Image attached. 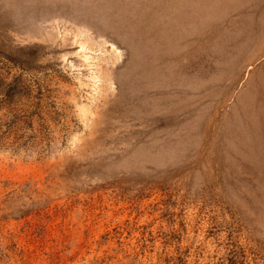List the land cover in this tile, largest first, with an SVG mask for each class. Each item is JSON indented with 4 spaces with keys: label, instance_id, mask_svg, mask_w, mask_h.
Listing matches in <instances>:
<instances>
[{
    "label": "rangeland",
    "instance_id": "1",
    "mask_svg": "<svg viewBox=\"0 0 264 264\" xmlns=\"http://www.w3.org/2000/svg\"><path fill=\"white\" fill-rule=\"evenodd\" d=\"M264 0H0V264H264Z\"/></svg>",
    "mask_w": 264,
    "mask_h": 264
},
{
    "label": "bare ground",
    "instance_id": "2",
    "mask_svg": "<svg viewBox=\"0 0 264 264\" xmlns=\"http://www.w3.org/2000/svg\"><path fill=\"white\" fill-rule=\"evenodd\" d=\"M245 93L247 97L244 101V115L247 118L261 115L264 124V76L256 88L248 86Z\"/></svg>",
    "mask_w": 264,
    "mask_h": 264
}]
</instances>
